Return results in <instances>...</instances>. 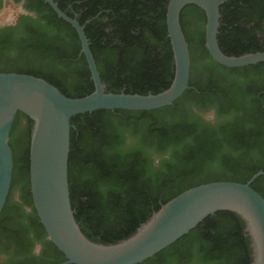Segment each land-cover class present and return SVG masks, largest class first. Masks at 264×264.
Here are the masks:
<instances>
[{"label": "trees", "instance_id": "16d2710c", "mask_svg": "<svg viewBox=\"0 0 264 264\" xmlns=\"http://www.w3.org/2000/svg\"><path fill=\"white\" fill-rule=\"evenodd\" d=\"M37 1L45 15L26 29L25 37L13 45L0 41V72L40 77L71 98L90 93L93 85L76 32L47 3ZM53 1L70 17L67 1H73L70 10L80 11L77 22L105 91L156 93L169 85L173 62L165 26L167 0ZM218 12L216 42L223 54L264 50V0H226ZM185 15L189 22L183 21ZM204 20L203 11L193 4L179 12L189 55L188 88L170 105L97 109L70 117L68 198L74 221L89 240L114 243L126 238L162 203L191 186L216 180L245 182L264 171V62L225 67L213 61L203 46ZM9 49L14 56L7 54ZM217 77L233 85L237 98L227 97ZM207 93L221 102L214 103L215 115L221 117L215 123L190 109L201 107L195 95ZM22 117L26 124L21 128ZM31 124V118L16 112L9 130L12 168L0 210V237L4 232L15 236L6 227L9 206L16 210L13 221H27L37 236H45L29 192ZM250 187L264 199V175ZM15 189L17 201L11 199ZM47 242L53 258L46 264L63 261L61 252ZM248 243L241 218L217 210L137 264H250Z\"/></svg>", "mask_w": 264, "mask_h": 264}, {"label": "water", "instance_id": "95a60500", "mask_svg": "<svg viewBox=\"0 0 264 264\" xmlns=\"http://www.w3.org/2000/svg\"><path fill=\"white\" fill-rule=\"evenodd\" d=\"M57 17L69 23L79 40L93 89L81 97H67L40 77L0 72V210L8 193L12 157L9 130L16 112L32 119L28 149V183L32 207L46 238L61 252L56 264H137L187 233L206 215L229 210L243 221L248 236L250 264H264V199L250 183L264 171L258 170L245 182L216 180L179 192L153 211L126 238L114 243L89 240L74 221L67 187V154L71 116L97 109L152 110L170 105L188 88L189 55L179 24L183 6L193 4L204 13L203 45L216 63L241 67L264 62V50L225 55L218 48V6L226 0H167L166 35L172 52L173 74L169 85L156 93L105 91L83 26L61 11L53 0H43Z\"/></svg>", "mask_w": 264, "mask_h": 264}, {"label": "flooded vegetation", "instance_id": "af4514ba", "mask_svg": "<svg viewBox=\"0 0 264 264\" xmlns=\"http://www.w3.org/2000/svg\"><path fill=\"white\" fill-rule=\"evenodd\" d=\"M37 3V0H0V13L4 12V15L0 19V41L5 40L6 43L13 45L20 42L22 37H25L26 29L31 27L36 19L41 17L40 15H45L43 9H37ZM72 5L73 1H67L65 11L70 12L72 17L77 20L80 11L73 12L70 10ZM189 20L190 16H183L184 22H189ZM43 21V19H40L39 23H42ZM192 35H195V33ZM190 42L192 43L195 41L191 40ZM7 54H9V56H14V51L9 49ZM2 67L3 66L0 65V68ZM205 78L202 77L201 79L204 81ZM217 78L218 86H223L224 90H228V92H226L228 94L227 97L237 98V94L233 93L231 88L233 85L231 84L230 87L228 81L221 80L219 77ZM196 97L200 103L199 106L201 105V107L198 108L191 106L190 109L205 121H210L211 123L219 121L221 117H216L214 103L218 105V103H221L219 102L220 100L216 102L212 99L214 98V95L208 93L199 96L195 95V98ZM19 123L21 128L25 127L26 119L24 117L20 118ZM15 190L19 195L18 189ZM18 195H16V198L11 199L17 201ZM22 208L25 212L30 211V208L26 205H22ZM7 211L9 212L7 214L8 218L5 220L6 227L7 229L11 228L13 230L12 233H14L15 236L10 235L8 232H4V235L0 237V264H13L18 261L26 264H28L29 261L36 264H46L47 261H50L53 258V252L49 249L46 235L43 237L37 236L31 225H28L27 221H23L24 225L13 221L12 219L14 218L16 210H13L12 206H9Z\"/></svg>", "mask_w": 264, "mask_h": 264}, {"label": "rangeland", "instance_id": "374dc122", "mask_svg": "<svg viewBox=\"0 0 264 264\" xmlns=\"http://www.w3.org/2000/svg\"><path fill=\"white\" fill-rule=\"evenodd\" d=\"M4 15V12H1L0 13V19H1V17ZM16 195H18L17 193H16V190H14L13 192H12V194H11V198H16Z\"/></svg>", "mask_w": 264, "mask_h": 264}]
</instances>
